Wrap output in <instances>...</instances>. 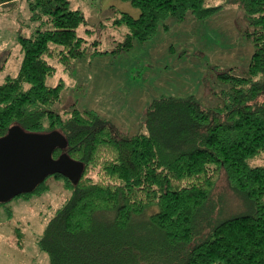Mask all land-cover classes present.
Returning <instances> with one entry per match:
<instances>
[{
  "label": "trees",
  "instance_id": "obj_1",
  "mask_svg": "<svg viewBox=\"0 0 264 264\" xmlns=\"http://www.w3.org/2000/svg\"><path fill=\"white\" fill-rule=\"evenodd\" d=\"M26 1L41 27L20 37L19 74L0 85V138L16 125L58 131L67 147L54 158L68 154L84 165L78 183L56 174L31 193L52 189V179L70 193L39 240L50 264H264V166L251 165L264 155V0H226L247 17L250 65L220 73L223 89L210 105L195 95L154 99L145 130L134 135L97 110H55L65 82L48 83L58 72L51 60L71 66L93 54L79 35L87 18L69 0ZM124 1L141 15L115 21L128 27L120 51L168 30L172 18L203 19L222 8L207 6L211 0ZM224 171L250 212L218 222L213 195Z\"/></svg>",
  "mask_w": 264,
  "mask_h": 264
},
{
  "label": "rangeland",
  "instance_id": "obj_2",
  "mask_svg": "<svg viewBox=\"0 0 264 264\" xmlns=\"http://www.w3.org/2000/svg\"><path fill=\"white\" fill-rule=\"evenodd\" d=\"M69 1L73 9L85 13L87 24L79 35L93 54L71 66L51 60L58 72L48 83L65 82L55 110L62 113L76 106L97 110L130 135L145 130L146 110L154 99L195 95L210 105L214 93L223 89L220 73L233 68L242 71L255 52L247 36L245 12L226 0H211L207 6L222 8L203 19L189 14L181 23L172 18L168 30L162 25L156 37L128 51L118 50L128 27L115 21L126 12L138 19L139 8L124 0ZM40 27V22H33L26 0L0 5V85L19 74L24 58L20 37H30ZM96 46L100 53L94 52ZM251 165L264 166V155ZM63 183L52 179V189L40 196L21 195L0 203V264H50L39 240L56 210L70 197ZM214 198L218 222L250 212L243 197L231 189L225 171Z\"/></svg>",
  "mask_w": 264,
  "mask_h": 264
},
{
  "label": "water",
  "instance_id": "obj_3",
  "mask_svg": "<svg viewBox=\"0 0 264 264\" xmlns=\"http://www.w3.org/2000/svg\"><path fill=\"white\" fill-rule=\"evenodd\" d=\"M67 147L58 131L35 133L12 127L0 138V203H8L23 194H31L47 178L61 174L78 183L84 165L68 154L54 158L56 149Z\"/></svg>",
  "mask_w": 264,
  "mask_h": 264
}]
</instances>
